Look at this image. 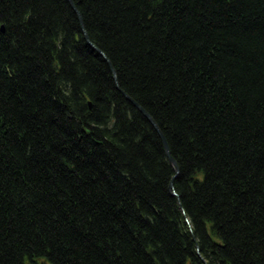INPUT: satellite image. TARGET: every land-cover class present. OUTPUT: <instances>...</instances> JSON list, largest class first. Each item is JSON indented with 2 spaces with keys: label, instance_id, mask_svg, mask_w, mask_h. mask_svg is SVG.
Here are the masks:
<instances>
[{
  "label": "trees",
  "instance_id": "1",
  "mask_svg": "<svg viewBox=\"0 0 264 264\" xmlns=\"http://www.w3.org/2000/svg\"><path fill=\"white\" fill-rule=\"evenodd\" d=\"M73 3L0 0V264H264V0Z\"/></svg>",
  "mask_w": 264,
  "mask_h": 264
},
{
  "label": "water",
  "instance_id": "2",
  "mask_svg": "<svg viewBox=\"0 0 264 264\" xmlns=\"http://www.w3.org/2000/svg\"><path fill=\"white\" fill-rule=\"evenodd\" d=\"M70 3L72 4V6L74 7L73 5V2L72 0H69ZM75 8V7H74ZM77 11V10H76ZM77 13L79 14V12L77 11ZM80 16V15H79ZM80 20H81V17H80ZM84 34H85V38L87 40V42L95 48V46L90 42L89 40V37L86 33V31L84 30ZM99 53H101L103 55V53L101 51L98 50ZM128 99L139 109V111L149 120L150 123H152L154 125V127L156 128L157 132L159 133L160 137L162 138L163 142H164V146H165V149H166V153H167V156L170 160V162L173 164V166L175 167V170H176V173L179 172V169H178V166H177V163L175 162V160L172 158L171 156V153H170V150H169V146L167 144V141L165 139V137L163 136L162 132L160 131L159 127L157 126V124L155 123V121L153 120V118L139 105L137 104L136 102H134L131 98L128 97ZM171 190L173 191V195L177 196V193L174 191V188H173V185L171 184L170 186Z\"/></svg>",
  "mask_w": 264,
  "mask_h": 264
},
{
  "label": "bare ground",
  "instance_id": "3",
  "mask_svg": "<svg viewBox=\"0 0 264 264\" xmlns=\"http://www.w3.org/2000/svg\"><path fill=\"white\" fill-rule=\"evenodd\" d=\"M67 1L70 3V1H69V0H67ZM72 2H73V0H72ZM70 5L72 6V4H71V3H70ZM73 5H74V3H73ZM72 7H73V6H72ZM74 7H75V5H74ZM74 7H73V8H74ZM74 9H75V11L77 10V8H76V7H75ZM77 11H78V10H77ZM77 11H76V13H77ZM77 14H78V13H77ZM79 15H80V14H78V16H79ZM80 17H81V16H79V18H80ZM174 191H175V190H174Z\"/></svg>",
  "mask_w": 264,
  "mask_h": 264
},
{
  "label": "rangeland",
  "instance_id": "4",
  "mask_svg": "<svg viewBox=\"0 0 264 264\" xmlns=\"http://www.w3.org/2000/svg\"><path fill=\"white\" fill-rule=\"evenodd\" d=\"M43 263H45L44 261H42Z\"/></svg>",
  "mask_w": 264,
  "mask_h": 264
}]
</instances>
